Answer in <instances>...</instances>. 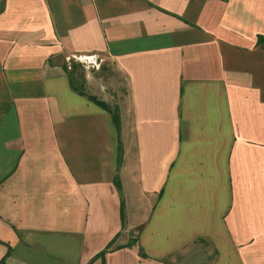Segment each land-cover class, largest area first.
Listing matches in <instances>:
<instances>
[{
    "label": "crops",
    "instance_id": "obj_1",
    "mask_svg": "<svg viewBox=\"0 0 264 264\" xmlns=\"http://www.w3.org/2000/svg\"><path fill=\"white\" fill-rule=\"evenodd\" d=\"M259 37L264 0H0V264H264Z\"/></svg>",
    "mask_w": 264,
    "mask_h": 264
},
{
    "label": "rangeland",
    "instance_id": "obj_2",
    "mask_svg": "<svg viewBox=\"0 0 264 264\" xmlns=\"http://www.w3.org/2000/svg\"><path fill=\"white\" fill-rule=\"evenodd\" d=\"M69 58H70L69 60H66V57L64 59V64L67 66L68 70L70 71L72 70L73 67H76L78 76H80L81 74L86 75V71L84 70V68H82V66L74 59H72L71 57ZM92 72H94L92 73L94 78H92L91 82H94L95 84L94 85L90 84L91 85L90 90H88L89 93H93L100 100L104 99L105 101H107V104L111 106V109H113L114 103L117 101L112 99L113 97L116 96L115 90L120 89L124 86L122 82V78L117 76L115 73L111 72L105 63H102V67L100 68L99 71H92ZM77 80L78 81L76 82V85L79 86L82 84V87L85 88L84 85L85 79L81 78L80 80L79 79Z\"/></svg>",
    "mask_w": 264,
    "mask_h": 264
},
{
    "label": "trees",
    "instance_id": "obj_3",
    "mask_svg": "<svg viewBox=\"0 0 264 264\" xmlns=\"http://www.w3.org/2000/svg\"><path fill=\"white\" fill-rule=\"evenodd\" d=\"M258 43L264 45V38H263V37H259V38H258ZM75 71H77V70L75 69ZM70 82H71V86H72L75 90L79 91V92L82 94V92L79 90V88L82 89V85H79V86L74 85V84H73V79H70ZM91 99H92V98H91ZM92 100H93L94 102H96L97 104H99L101 107H103V108H105V109H108V107H107L105 104H103L102 102H98V101H96V100H94V99H92ZM113 121H114L115 125H118V118H117V116H116L115 113H113ZM116 185L119 186L118 180H116ZM113 245H114V240L111 241V242L108 244L107 248H106L103 252H101L98 256H96V257L93 259V261L91 262V264H94V262H95L97 259H100V260H101L100 264H102V263H103V256H104V254H105L106 252L112 250V249H113Z\"/></svg>",
    "mask_w": 264,
    "mask_h": 264
},
{
    "label": "built area",
    "instance_id": "obj_4",
    "mask_svg": "<svg viewBox=\"0 0 264 264\" xmlns=\"http://www.w3.org/2000/svg\"><path fill=\"white\" fill-rule=\"evenodd\" d=\"M76 62L82 65L85 69H99L101 67L102 60L98 55H73L71 56ZM70 58L67 57L66 60Z\"/></svg>",
    "mask_w": 264,
    "mask_h": 264
}]
</instances>
